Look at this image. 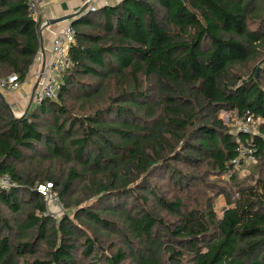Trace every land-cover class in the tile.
I'll return each instance as SVG.
<instances>
[{
	"label": "trees",
	"instance_id": "1",
	"mask_svg": "<svg viewBox=\"0 0 264 264\" xmlns=\"http://www.w3.org/2000/svg\"><path fill=\"white\" fill-rule=\"evenodd\" d=\"M42 26L0 0V80L26 78ZM72 26L55 99L0 98V264H264V179L233 170L264 168V0H120ZM245 112L253 131L220 116ZM210 174L235 182L220 215ZM45 183L72 215H44Z\"/></svg>",
	"mask_w": 264,
	"mask_h": 264
},
{
	"label": "built area",
	"instance_id": "2",
	"mask_svg": "<svg viewBox=\"0 0 264 264\" xmlns=\"http://www.w3.org/2000/svg\"><path fill=\"white\" fill-rule=\"evenodd\" d=\"M46 0H26L28 11L31 19L38 23L40 20V9L45 3ZM101 0H85V3H88V8L86 10H94L98 3ZM43 24V22H42ZM75 42V29L68 22L66 23L60 32L53 38L47 61L44 62L43 68L37 74V86L33 93L32 104L37 105L41 103L43 100H54L56 97L57 88L61 82V77L65 68L68 64L67 61V52L68 49ZM22 88V81L18 78L16 74H11L7 76L5 79L0 80V91H8L11 94L16 93L18 90ZM15 104H13L10 109L12 114L17 117L21 116L22 113L17 114L15 111ZM13 107V108H12ZM247 112L244 113L242 118L243 121L246 119L250 120L247 116ZM242 131H249L243 130ZM248 151H243L242 155L247 153ZM249 153V152H248ZM249 158L252 156L249 155ZM0 186L1 187H10L13 186L11 179L8 176H4L0 178ZM37 193H39L44 200V204L46 206V210L44 215H48L57 223L59 219H56L55 212L51 209V206L60 207V198L57 194L52 192V185L50 183L39 184L36 187Z\"/></svg>",
	"mask_w": 264,
	"mask_h": 264
},
{
	"label": "rangeland",
	"instance_id": "3",
	"mask_svg": "<svg viewBox=\"0 0 264 264\" xmlns=\"http://www.w3.org/2000/svg\"><path fill=\"white\" fill-rule=\"evenodd\" d=\"M5 93H9L8 91H1ZM22 91L21 89L18 90L16 93L11 94L10 98L6 101L7 105L11 107L13 104H15V111L17 114L23 113L25 111V106L27 104V101L29 99L28 96H24L21 94ZM24 96V98L22 96ZM17 101V102H15ZM33 107V104H31L30 108ZM13 108V107H12ZM15 115V114H14ZM220 116L225 122H228L230 127L232 128L233 131L235 130H249L253 131L254 129V124L251 120L246 119L243 121L242 119L238 118H230L228 113H221ZM256 161L252 160L248 156H244L243 158V163L236 164L234 166V173L236 174L235 182L236 183H253L257 178L259 179H264V168L261 170L259 167H254ZM165 180V179H164ZM160 179L159 181H164ZM206 182L209 183L210 185V190L207 191L206 197L212 199L213 201V206L215 211L220 215V209L225 205V198L223 195L219 194V192L223 188H227L229 190H233L231 186L234 185L235 182L231 180V178L228 175H215V174H210L208 175ZM54 194L55 191H52ZM51 209L55 212L56 214V219H59L64 212H66L69 215H72V210H65V207H63L62 202L60 200V207L56 206H51ZM115 244L116 247L119 246V239L116 236H111L110 239L107 240L105 243L106 251L110 252V248L108 247L110 244ZM81 251V249H78V254ZM83 264H90L88 259H82Z\"/></svg>",
	"mask_w": 264,
	"mask_h": 264
},
{
	"label": "crops",
	"instance_id": "4",
	"mask_svg": "<svg viewBox=\"0 0 264 264\" xmlns=\"http://www.w3.org/2000/svg\"><path fill=\"white\" fill-rule=\"evenodd\" d=\"M120 0H101L97 6H102L105 4L117 3ZM85 3V0H46L40 9V20L43 22V26L39 31V43L42 45L36 55L33 64L31 65L26 78L22 81V95L28 96L30 98L32 90L37 82V74L43 68L44 62L47 61L49 49L53 38L60 32L63 26L68 23V21L56 23L50 26L46 25L48 19H53L56 17H61L64 15L72 14L78 11ZM78 17V16H77ZM76 17V18H77ZM5 100L7 101L11 96L9 93L3 92ZM21 95V96H22ZM24 96H22L24 98ZM29 100V99H28ZM17 102V101H15ZM28 104V101H27ZM27 104L25 107H27Z\"/></svg>",
	"mask_w": 264,
	"mask_h": 264
},
{
	"label": "water",
	"instance_id": "5",
	"mask_svg": "<svg viewBox=\"0 0 264 264\" xmlns=\"http://www.w3.org/2000/svg\"><path fill=\"white\" fill-rule=\"evenodd\" d=\"M87 8H88V3H84V5L78 11H76L75 13L64 15V16H61V17H56V18H53V19H48V21L46 22V25L50 26V25H53V24H56V23H60V22H65V21H68L72 25L73 21L75 20V18L77 16L81 15ZM40 48H41V53H42V50H43L42 49V45H40ZM36 86H37V83L35 84V87L32 90L31 96H30V98L28 100L27 107L25 108V111H24L23 114H25L29 110V108H30V106L32 104L33 93H34V91L36 89ZM0 98L7 105L6 100H5V96L3 95V92H1V91H0ZM7 107L9 109V111L11 112L10 107L8 105H7Z\"/></svg>",
	"mask_w": 264,
	"mask_h": 264
}]
</instances>
